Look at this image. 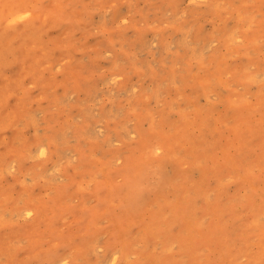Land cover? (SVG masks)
Instances as JSON below:
<instances>
[{
    "label": "rangeland",
    "instance_id": "1",
    "mask_svg": "<svg viewBox=\"0 0 264 264\" xmlns=\"http://www.w3.org/2000/svg\"><path fill=\"white\" fill-rule=\"evenodd\" d=\"M0 264H264V0H0Z\"/></svg>",
    "mask_w": 264,
    "mask_h": 264
}]
</instances>
